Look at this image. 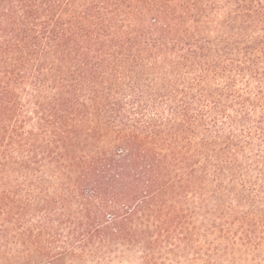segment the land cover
Returning <instances> with one entry per match:
<instances>
[{"label": "trees", "instance_id": "trees-1", "mask_svg": "<svg viewBox=\"0 0 264 264\" xmlns=\"http://www.w3.org/2000/svg\"><path fill=\"white\" fill-rule=\"evenodd\" d=\"M185 263L264 264V0H0V264Z\"/></svg>", "mask_w": 264, "mask_h": 264}, {"label": "rangeland", "instance_id": "rangeland-1", "mask_svg": "<svg viewBox=\"0 0 264 264\" xmlns=\"http://www.w3.org/2000/svg\"><path fill=\"white\" fill-rule=\"evenodd\" d=\"M181 261H182V260H181ZM186 263H190V262H189V261H187ZM186 263H185V264H186Z\"/></svg>", "mask_w": 264, "mask_h": 264}]
</instances>
